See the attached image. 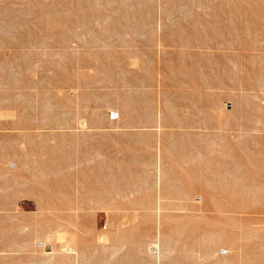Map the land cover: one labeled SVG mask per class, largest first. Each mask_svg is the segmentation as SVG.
<instances>
[{"label": "rangeland", "instance_id": "rangeland-1", "mask_svg": "<svg viewBox=\"0 0 264 264\" xmlns=\"http://www.w3.org/2000/svg\"><path fill=\"white\" fill-rule=\"evenodd\" d=\"M0 264H264V0H0Z\"/></svg>", "mask_w": 264, "mask_h": 264}, {"label": "crops", "instance_id": "crops-1", "mask_svg": "<svg viewBox=\"0 0 264 264\" xmlns=\"http://www.w3.org/2000/svg\"><path fill=\"white\" fill-rule=\"evenodd\" d=\"M39 245V247H46V245H47V243H46V241H40V243H38ZM73 248V247H72ZM74 250V249H73ZM68 253H71V254H73L74 252H68Z\"/></svg>", "mask_w": 264, "mask_h": 264}, {"label": "built area", "instance_id": "built-area-1", "mask_svg": "<svg viewBox=\"0 0 264 264\" xmlns=\"http://www.w3.org/2000/svg\"><path fill=\"white\" fill-rule=\"evenodd\" d=\"M70 249H71V252H74L73 249H72V247H70Z\"/></svg>", "mask_w": 264, "mask_h": 264}]
</instances>
